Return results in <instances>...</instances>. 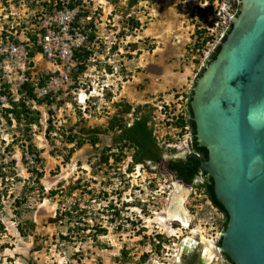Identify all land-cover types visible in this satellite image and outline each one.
<instances>
[{
	"label": "rangeland",
	"instance_id": "rangeland-1",
	"mask_svg": "<svg viewBox=\"0 0 264 264\" xmlns=\"http://www.w3.org/2000/svg\"><path fill=\"white\" fill-rule=\"evenodd\" d=\"M0 1L5 4L4 0ZM44 1L50 2L38 0L34 8L40 10ZM84 2L91 13L96 14L93 55L101 62L111 63L117 72L114 76L89 66L84 82L94 96L85 104L77 101V93L83 91L75 89L74 94L57 97L56 101L62 100L60 106L37 104L39 123L31 124L28 130L14 122L0 124L3 129L0 130V191L5 193L0 207V264H148V260L175 264L177 260L184 261L183 246L189 238L195 241L191 252L202 253V262L212 264L216 256L219 264H230L217 245L223 231L222 213L201 189L179 183L169 172L167 160L189 153V131L179 134L180 129L170 124L171 118L184 115L193 78L222 37L238 0H213L212 10L205 16H200L198 9L206 4L204 0H143L126 12V0L117 5L109 0ZM229 4L230 12L222 11L220 16L216 13L222 10L221 6L228 8ZM203 29L199 37L197 31ZM209 36L210 40L198 45ZM132 42L138 44L139 51L130 49ZM112 47L115 50L110 53ZM99 81L111 85L108 91L111 100H106ZM122 101L133 106L145 103L154 106V133L166 149L161 163L148 167L138 164L127 173L125 162L121 166L124 176L120 178L111 177L105 169L93 174L95 155L110 143V136L101 135L100 144L85 143L70 155L72 145L65 142L64 135L50 133L51 137H47V132L68 134L75 132L78 126L105 127L108 118L117 110L115 103ZM124 116L132 118L131 113ZM49 124L54 130L47 131ZM30 144L39 151L37 156L41 158L32 166L27 161ZM35 168L42 172L43 192L35 183L32 172ZM78 177L94 180L91 184L96 189L116 190L112 194L113 203L123 208L120 218L113 223L107 221L110 217L107 209L100 212L102 217L95 218V222L107 225V234L99 237L103 246H96L90 240L64 242L59 238L65 233L64 226L48 221L59 206L58 195L51 196L50 190L60 181ZM200 180L198 177L197 181ZM24 186H27L26 197L23 196L26 193L22 194ZM31 187L35 189L32 191ZM17 199L19 206L15 204ZM125 203L130 205L126 207ZM91 204L94 217L98 208L102 211L107 202ZM139 204H143V210ZM176 206L179 220L169 216ZM19 219L33 220L35 228L31 235L22 237L18 233ZM90 221L94 223L93 218Z\"/></svg>",
	"mask_w": 264,
	"mask_h": 264
},
{
	"label": "water",
	"instance_id": "water-1",
	"mask_svg": "<svg viewBox=\"0 0 264 264\" xmlns=\"http://www.w3.org/2000/svg\"><path fill=\"white\" fill-rule=\"evenodd\" d=\"M218 44L188 91L196 141L208 157H187L212 178L228 214L219 251L234 264H264V0H238Z\"/></svg>",
	"mask_w": 264,
	"mask_h": 264
},
{
	"label": "trees",
	"instance_id": "trees-1",
	"mask_svg": "<svg viewBox=\"0 0 264 264\" xmlns=\"http://www.w3.org/2000/svg\"><path fill=\"white\" fill-rule=\"evenodd\" d=\"M28 1V0H27ZM38 0H30L29 6L34 7ZM113 5H117L122 0H109ZM139 1L143 0H126L125 12L137 5ZM149 1V0H147ZM205 5L199 7L200 16L209 15L212 10L213 0H204ZM54 0L50 2H42L40 5L44 7L45 12L49 13L55 8H73L78 7V13L73 19V24L82 27V31L87 34V39L84 46L75 47L73 49L74 53V62L76 64V70L73 71L72 77L77 80V76L81 75L89 66H96L98 70L103 69L105 72L112 73L114 71V66L108 62H101L99 58H96L94 53V43L97 37V30L94 24L95 15L91 13V10L85 5L84 0ZM87 16H90V19H86ZM135 20L130 19V22ZM137 23L138 22H134ZM133 26L136 27L135 24ZM205 30L197 31L198 36H202ZM226 37V34H225ZM212 37H207L202 40L198 45H203L207 40H210ZM131 50H138L139 46L136 42L129 44ZM197 45V47H199ZM220 44L216 45L214 49L210 52L206 64L214 59L219 51ZM115 50V47L111 48V52ZM103 63V64H102ZM205 64V65H206ZM204 66L201 67V70L197 74V77L204 70ZM123 72V70H122ZM196 80V79H195ZM194 80V84H195ZM78 87V84L74 85ZM110 90L106 89L104 92L106 100H111ZM192 90L189 92L187 97V102L185 105V113L177 114L172 116L171 120L172 126L179 128V134L183 135L188 130L192 135L190 139V151L202 157V159H207V149L205 147L199 146L196 137H195V124L192 119V111L190 108ZM27 98L32 99L33 95L31 91L27 90ZM38 104L46 103L47 105L56 104L60 106L62 100H55V96H47L37 100ZM117 107L116 112L110 116L107 120V126H74L77 127L75 132H47V137L50 133L54 135L61 134L64 135L63 139L66 143L71 144L72 146L69 149L70 155L74 150L82 147L83 144L89 143L93 146L101 143V135L110 136V143L104 145L99 152L96 153V162L92 164L93 174H97L101 169H105V173H111V177L120 178L124 175L122 174V164L126 162L127 173H131L134 170V167L138 164L144 166L157 165L162 162L164 154L166 152L165 146L160 144L155 133H154V106L149 103L138 104L133 106L131 103L122 101L115 103ZM12 112L13 117L16 122L23 123L25 130H28L31 124H38L40 118V112L38 109H33L29 104H26L23 101V98L18 102L14 103L12 109H7ZM79 112V111H78ZM132 114L131 120L125 117V114ZM81 114V111L78 113ZM10 121V120H8ZM54 130L53 126L49 124L47 131ZM71 128L70 131H72ZM30 154L34 153L36 162L41 161V158L38 155L39 151L36 150L31 144L29 146ZM188 154H185L183 157H175L167 160V167L174 173L175 178L181 180L185 184L194 185L201 189L205 197L210 201V203L219 210L223 215V221L221 223V229H225L226 223L228 220V214L223 207V205L217 200L214 189H213V180L206 173L199 172L200 162L193 157H187ZM69 157V156H67ZM129 157V160L126 159ZM35 175V183H37L39 191L43 192L40 180L42 178V172L37 168L32 170ZM202 177V181L198 182V177ZM112 179V178H109ZM112 181V180H109ZM91 182L94 180H87L86 178L78 177L74 180L70 179L69 181H60L57 186L50 190L51 196L58 195V204L59 206L56 209L54 216L50 217L48 221L54 224H60L64 226L65 233L60 234V239L64 242H73V243H82L86 241H92L96 246H103L100 243L99 237L107 234V225L103 224L102 221L95 222L96 217H102L100 212L110 210V217L107 218L109 223H113L116 219L120 218L123 208H118L113 203L112 194L116 193L107 189L98 188L96 189L92 186ZM110 183V182H109ZM109 187V186H108ZM27 186H24L22 190L23 196L26 197L27 192H25ZM35 188L31 187L33 191ZM2 191H0V207H1V198L4 197ZM106 201L107 204L102 206L103 210L100 211V208L95 212L93 217V204L102 203ZM17 206L20 205L19 199L15 201ZM124 205V204H123ZM126 204L125 206H129ZM143 208V204H139ZM18 216L21 217V213L16 210L15 212ZM99 213L98 215H96ZM94 219V223H91L90 219ZM17 223L16 229L22 237H27L31 235L32 231L35 228V223L33 220H24ZM160 237V236H159ZM221 237L217 241V245L220 246ZM159 247V246H158ZM225 255V254H224ZM226 259L230 264H234L230 258L225 255ZM145 258V257H143ZM192 264V263H191Z\"/></svg>",
	"mask_w": 264,
	"mask_h": 264
},
{
	"label": "built area",
	"instance_id": "built-area-1",
	"mask_svg": "<svg viewBox=\"0 0 264 264\" xmlns=\"http://www.w3.org/2000/svg\"><path fill=\"white\" fill-rule=\"evenodd\" d=\"M4 1L5 4L0 1V124L10 120L23 126L7 110L22 98L31 108L37 109L38 99L55 96L56 100L61 94H74L76 89L83 91L77 93L78 103L85 104L94 96L84 82L90 68L77 76V80L72 77L77 69L73 49L84 46L87 39L82 27L72 22L78 7L55 8L47 13L44 7L37 10L24 0ZM22 5L24 8H20ZM230 5L228 8L221 6L222 10L216 13L220 16L222 11L230 12ZM235 13L236 10L230 15ZM116 72L114 66V71L109 74L115 76ZM76 82L78 87H74ZM99 82L102 92L110 86L105 81ZM28 89L32 99L27 98ZM0 130L3 129L0 127ZM27 155L32 166L34 154L27 152Z\"/></svg>",
	"mask_w": 264,
	"mask_h": 264
},
{
	"label": "bare ground",
	"instance_id": "bare-ground-1",
	"mask_svg": "<svg viewBox=\"0 0 264 264\" xmlns=\"http://www.w3.org/2000/svg\"><path fill=\"white\" fill-rule=\"evenodd\" d=\"M176 207H177V206H176ZM169 213H170L169 216H170L173 220H179V219H181V218H180V212H179V210H178V207H177L174 211H171V210H170ZM182 222H183V221H182ZM196 233H197V232L193 231V234H196ZM187 239H188V238H187ZM194 242H195V241H194L193 238H189V239L185 242V244H184V246H183V250L186 251V252H188L189 249L191 248V246L193 245ZM207 247H208V246H207ZM210 247L213 248L212 245H210ZM214 259H215V260H213L214 262H213L212 264H219V260H218V258H216V256H214ZM150 264H159V263L154 262V261H151Z\"/></svg>",
	"mask_w": 264,
	"mask_h": 264
},
{
	"label": "flooded vegetation",
	"instance_id": "flooded-vegetation-1",
	"mask_svg": "<svg viewBox=\"0 0 264 264\" xmlns=\"http://www.w3.org/2000/svg\"><path fill=\"white\" fill-rule=\"evenodd\" d=\"M194 246H195V244H194ZM194 246L190 248V251L194 249ZM181 249H182V247H181ZM181 252L183 253V250H181ZM184 252L186 254H188V252H186V251H184ZM185 253H183L184 256L186 255ZM184 256H183V258H184ZM180 262H181V260H180ZM191 263L192 264H207V263H204V261L202 262V253L199 254V253H195V252H191V256L188 258L187 261H185V264H191Z\"/></svg>",
	"mask_w": 264,
	"mask_h": 264
},
{
	"label": "clouds",
	"instance_id": "clouds-1",
	"mask_svg": "<svg viewBox=\"0 0 264 264\" xmlns=\"http://www.w3.org/2000/svg\"><path fill=\"white\" fill-rule=\"evenodd\" d=\"M110 87H111V85H110L109 87L105 88V90H106V89L110 90ZM105 90H104V92H105ZM110 91H111V90H110ZM190 152H191V151L189 150V153H190ZM189 153H188V154H189ZM168 169H169V168H168ZM169 170H170V169H169ZM201 174H202V173H201ZM174 177H175V175H174ZM199 177H200V179H201V180H200V182H201V181H202V177H201V176H199ZM177 180H178V179H177ZM179 181L182 182L181 180H178V182H179ZM180 182H179V183H180ZM182 183H184V182H182ZM184 184H185V183H184Z\"/></svg>",
	"mask_w": 264,
	"mask_h": 264
}]
</instances>
